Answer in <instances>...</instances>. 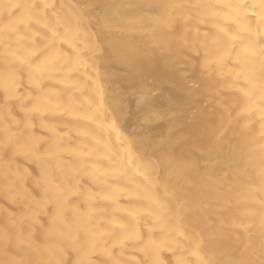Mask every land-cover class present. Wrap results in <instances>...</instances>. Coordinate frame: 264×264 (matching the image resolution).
<instances>
[{
  "label": "bare ground",
  "instance_id": "obj_1",
  "mask_svg": "<svg viewBox=\"0 0 264 264\" xmlns=\"http://www.w3.org/2000/svg\"><path fill=\"white\" fill-rule=\"evenodd\" d=\"M0 5V264H264V0Z\"/></svg>",
  "mask_w": 264,
  "mask_h": 264
},
{
  "label": "snow or ice",
  "instance_id": "obj_2",
  "mask_svg": "<svg viewBox=\"0 0 264 264\" xmlns=\"http://www.w3.org/2000/svg\"><path fill=\"white\" fill-rule=\"evenodd\" d=\"M2 6V5H0ZM49 5H44V7H48ZM54 7V5H52ZM7 7H19L18 5H7ZM27 7H32V6H27ZM53 35H55V32H53ZM74 33H72L70 30H66L65 34H64V38L66 39L68 36H73L74 38ZM56 56L57 53L56 51L53 49L52 52H50V54L46 57L44 63L45 64H50V63H55L56 60Z\"/></svg>",
  "mask_w": 264,
  "mask_h": 264
},
{
  "label": "rangeland",
  "instance_id": "obj_3",
  "mask_svg": "<svg viewBox=\"0 0 264 264\" xmlns=\"http://www.w3.org/2000/svg\"><path fill=\"white\" fill-rule=\"evenodd\" d=\"M157 76H158L159 78H162V77L164 76V73L159 72V73H157Z\"/></svg>",
  "mask_w": 264,
  "mask_h": 264
}]
</instances>
